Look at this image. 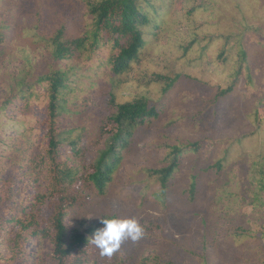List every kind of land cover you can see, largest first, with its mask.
I'll return each instance as SVG.
<instances>
[{"label": "rangeland", "instance_id": "374dc122", "mask_svg": "<svg viewBox=\"0 0 264 264\" xmlns=\"http://www.w3.org/2000/svg\"><path fill=\"white\" fill-rule=\"evenodd\" d=\"M11 1L0 0V24L11 28L7 43L0 44V97L10 87L17 89L20 81H33L53 70L57 65L51 36L61 27L65 38L78 36L83 30L82 14L87 11L83 0H18L22 11L12 13ZM160 8L164 24L160 30H150L145 48L131 68L118 76L93 78L90 73L80 78L87 93L78 95L64 116L65 124L79 139L77 144H86L85 151L69 161L83 174L104 144L99 126L115 110L111 92L117 103L140 96L154 103L166 101L163 114L137 131L135 151L125 153L107 194L93 192L95 204L87 208L88 225L101 215L116 214L137 219L145 235L135 242L125 240L111 257L101 256L94 245L86 264H116L125 256L130 264L144 258L151 263L264 264V201L253 200L255 191L264 199V189L257 186L258 175L254 176L253 192L249 183L251 166L264 158V0H167ZM17 24L22 26L20 32L14 29ZM240 41L254 68L253 83L246 85L240 77L231 94L216 100L221 89L235 84L232 71ZM227 42L228 62H224L219 55ZM73 62L79 64L82 59ZM177 74H181L180 80L166 94L161 76L174 78ZM256 113L262 118L260 123L255 121ZM207 138L234 140L227 152L228 168L220 173L206 172L223 149V145L212 146L210 158L192 155L185 160L196 169L186 165L169 182L165 202L155 199L157 192L164 196L162 184L149 176L148 170L163 165L171 146ZM239 138L242 140L235 141ZM39 143L38 147H43L48 141ZM201 170L199 192L192 201L186 190L192 174ZM45 177L40 180L42 192L47 191ZM143 182L150 189L142 194L140 188L129 191L125 187ZM1 228H8L7 223ZM243 230L244 238L234 233ZM227 236L231 238L222 239ZM13 239L6 236L0 244L12 246ZM27 251L30 264H53L48 240L32 237Z\"/></svg>", "mask_w": 264, "mask_h": 264}, {"label": "trees", "instance_id": "16d2710c", "mask_svg": "<svg viewBox=\"0 0 264 264\" xmlns=\"http://www.w3.org/2000/svg\"><path fill=\"white\" fill-rule=\"evenodd\" d=\"M83 1L87 11L82 14L81 33L73 38H65V28L61 27L50 38L57 66L37 75L33 81H20L17 89L10 87L8 91H12L0 97V241L6 236H14L12 246L0 244V264H30L27 244L36 236L51 243L53 264H86L90 249L94 246L91 239L95 231L103 227L101 218L118 217L116 214H104L88 225L86 216L90 210L87 208L95 204L92 193L99 196L107 194L125 153L135 148L137 131L163 114L166 104L164 99L154 103L147 96H140L117 103L115 94L111 92L110 103L115 110L99 126L104 144L99 148L95 160L84 169L83 174L69 165L72 156H80L79 153L86 149V144H77L79 139L73 136L74 129L69 128L64 121L70 104L79 99L78 95L87 93L88 89L80 78L89 77L90 73H94L93 78L97 75L101 78L118 76L129 70L145 48L150 30L162 28L165 14H161L160 6L167 5V0ZM11 2L9 9L12 13H21V3L19 5L18 0ZM10 29L1 22L0 44L7 43ZM14 29L20 32L22 26L17 24ZM242 42H239L238 59L232 71L236 77L235 84L221 89L216 100H223L231 94L235 85L240 83V77L245 78L246 85L253 83L254 68ZM227 47L229 42L219 55L224 62H228ZM76 58H81L82 63L74 64ZM180 78L181 74L174 78L161 76L165 80L164 92L168 94ZM254 117L255 121L261 122L259 114L256 113ZM41 139H46L48 143L38 147ZM233 141L207 138L171 146L163 165L150 168L147 172L162 184L160 191H163L164 196L157 192L154 198L165 202L169 182L186 165L191 164L185 160L192 155L210 158L214 154L212 146L223 145V149L215 162L207 166L206 172L220 173L226 170L229 165L227 152ZM191 165L195 171L196 166ZM201 173L202 170L192 174V181L186 190L192 201H195L199 192ZM250 174L252 192L255 175L259 176L257 186L263 190L264 158L254 161ZM42 175L48 180L45 192L40 190ZM76 181L80 183L74 185ZM134 185L130 183L125 187L129 191L140 188V194L150 189L147 182ZM254 187L257 190L256 184ZM34 189L37 192H33ZM253 200L264 201L261 193L256 191ZM76 222L77 226L74 225ZM4 223H7L8 228H1ZM245 231L234 233L244 238ZM230 238L227 236L222 239ZM126 258H121L116 264H130ZM138 264L173 263H151L148 258H144Z\"/></svg>", "mask_w": 264, "mask_h": 264}, {"label": "clouds", "instance_id": "9594fccd", "mask_svg": "<svg viewBox=\"0 0 264 264\" xmlns=\"http://www.w3.org/2000/svg\"><path fill=\"white\" fill-rule=\"evenodd\" d=\"M101 224L103 227L97 229L91 239L101 256L111 257L125 240L135 242L145 235L144 226L135 218L112 216L101 218Z\"/></svg>", "mask_w": 264, "mask_h": 264}]
</instances>
